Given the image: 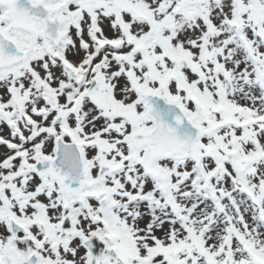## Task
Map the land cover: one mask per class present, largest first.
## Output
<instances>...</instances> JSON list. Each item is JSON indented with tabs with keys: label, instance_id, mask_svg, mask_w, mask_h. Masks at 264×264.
I'll use <instances>...</instances> for the list:
<instances>
[{
	"label": "rangeland",
	"instance_id": "obj_1",
	"mask_svg": "<svg viewBox=\"0 0 264 264\" xmlns=\"http://www.w3.org/2000/svg\"><path fill=\"white\" fill-rule=\"evenodd\" d=\"M119 1L120 8L113 0L93 9L97 28L90 36L83 32L81 40L89 45L81 56H90L98 76L81 98L80 111H71L73 119H99L91 126L98 131L92 144L109 156L115 150L134 154L127 119H139L135 128L151 125L131 85L139 80L179 102L205 130L202 155L155 159L149 148L137 163L128 161L126 175L115 178L107 173L117 167L114 162L102 170L91 164L87 190L73 197L50 180V209L35 222L34 208L14 193L3 194L0 253L8 260L1 263L29 264L25 256L43 243L42 264H101L84 245L97 235L101 245L107 238L109 248L122 253L107 264H226L229 255L230 264H264V0H205L206 6L197 7L191 0ZM6 77L0 100L41 102V80L27 88L26 67ZM9 84L25 90L24 97ZM115 122L123 126L119 131L108 126ZM7 156L3 161L12 162ZM104 181L114 194L105 192ZM106 196L109 206L103 204ZM112 204L117 208L111 212ZM73 214V225L63 226ZM14 218L35 226L24 249V236L16 240L11 230ZM42 222L44 236L38 230Z\"/></svg>",
	"mask_w": 264,
	"mask_h": 264
},
{
	"label": "flooded vegetation",
	"instance_id": "obj_2",
	"mask_svg": "<svg viewBox=\"0 0 264 264\" xmlns=\"http://www.w3.org/2000/svg\"><path fill=\"white\" fill-rule=\"evenodd\" d=\"M14 1L0 0V29L22 49L28 51V58L19 65L21 66L40 63L44 61L47 55H54L56 51L57 54L66 56L67 53L71 54V50H73V54L76 55L78 52H76L75 46L80 39L81 33L78 30V25L81 23L83 13L92 15L93 9L105 5V3L111 6L113 0H78L76 2H68L67 0H32L34 4L45 3L50 12V16L46 20L33 19V23L35 24L33 32H27L13 26L11 5ZM114 4L117 8L122 7L119 0H114ZM199 5L206 6L207 3H205V0L202 2L200 0H191V6L197 7ZM256 8L258 7L256 6ZM57 36H59L58 41L56 40ZM19 66L0 67V89L3 86L1 80L6 78L4 75L10 71H14ZM29 76L31 77L30 85L33 86L36 83L38 75L35 74L34 70H31ZM3 92L0 91V96H3ZM3 104H6L7 107L3 108ZM21 107L22 103L20 101L0 100V146L3 141L1 136L3 126H9L10 122L14 125L22 113ZM9 117L12 118L11 121H9ZM46 129L49 132L50 129ZM60 136L65 137L63 134ZM56 140L57 136H52L51 143L50 137L44 136L39 142L37 138L30 135L28 139L21 140L19 143H13L11 146L13 150L11 156L14 160L13 162L4 161L3 166L5 168L2 167L0 147V192L3 185L5 190H12L14 197L17 200L21 199V202L27 206L30 205L42 210L47 208L50 199V178L52 177L55 182L59 183L55 177L56 170L38 172L34 166L41 162L38 164V168H42L46 160L53 159ZM103 153L104 148L101 147L100 165H103ZM24 189H28L27 196L21 197L19 191ZM64 190L67 192L66 188ZM66 204L68 205L69 203L66 202ZM42 210H38V214ZM63 224L64 226L73 224V221L66 219ZM20 244L25 246L28 244V241L21 239Z\"/></svg>",
	"mask_w": 264,
	"mask_h": 264
},
{
	"label": "water",
	"instance_id": "obj_3",
	"mask_svg": "<svg viewBox=\"0 0 264 264\" xmlns=\"http://www.w3.org/2000/svg\"><path fill=\"white\" fill-rule=\"evenodd\" d=\"M137 89L147 105V114L155 121L156 126L151 131L134 133L132 140L135 145L137 147L156 145L159 155L170 151L173 154H182L184 157L198 158L199 147L196 146V143L203 134L202 130L195 125L177 103H169L158 94L147 93L143 86H137ZM57 153L58 157H62L65 151L59 146ZM76 157L77 174L71 176L72 181L74 178L77 181L82 172L78 152Z\"/></svg>",
	"mask_w": 264,
	"mask_h": 264
}]
</instances>
